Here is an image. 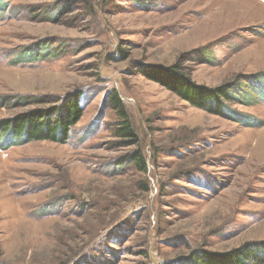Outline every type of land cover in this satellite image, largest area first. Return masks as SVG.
<instances>
[{
  "label": "rangeland",
  "instance_id": "374dc122",
  "mask_svg": "<svg viewBox=\"0 0 264 264\" xmlns=\"http://www.w3.org/2000/svg\"><path fill=\"white\" fill-rule=\"evenodd\" d=\"M139 65L245 103L191 107ZM113 90L143 171L113 138ZM77 95L65 143L3 147L0 131V264H195L264 243V0L1 4L0 122L52 120Z\"/></svg>",
  "mask_w": 264,
  "mask_h": 264
},
{
  "label": "trees",
  "instance_id": "16d2710c",
  "mask_svg": "<svg viewBox=\"0 0 264 264\" xmlns=\"http://www.w3.org/2000/svg\"><path fill=\"white\" fill-rule=\"evenodd\" d=\"M9 1L11 0H0V5ZM138 67H140V65ZM156 67H158L156 70L151 69L155 68L152 66L140 67V73L173 92L191 107L204 109L208 112L216 113L217 115H223V109L225 107L223 105L224 99L227 100L231 96L234 100L243 104L245 103L246 99L244 96H232V94L225 91L223 87L207 89L206 87L196 85L191 80L190 75L183 72L178 66ZM259 99L261 100V97H259ZM109 100L110 106L116 115L115 123L112 125L113 138L118 140L119 146L129 147L133 145L138 148L133 154L127 156L126 163H131L139 171H143L145 167L142 151L140 152L137 139L138 136L131 123L130 116L126 112L123 102L118 98L116 91H112ZM250 104H252V102H250ZM54 113L55 110L53 108L46 110L36 109L23 113L16 119L0 122V131H3L4 135L8 134V141L1 142V145L3 147H10L37 141L60 142L62 140L65 143L68 139L71 127L80 119L83 113L79 105L78 95L68 102L61 115L51 120L50 117L54 116ZM230 118L239 122L241 116L232 115ZM250 124L254 126V124ZM59 136L62 139H59ZM143 190L147 191L145 187ZM245 247L235 255L231 254V256L230 254L224 256H219L218 254L211 256L195 253L191 261L195 264H264V243H253Z\"/></svg>",
  "mask_w": 264,
  "mask_h": 264
}]
</instances>
